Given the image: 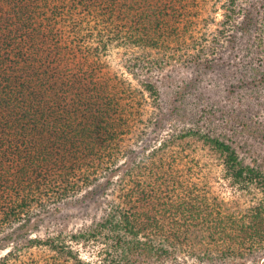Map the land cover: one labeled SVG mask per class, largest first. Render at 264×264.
Here are the masks:
<instances>
[{"label": "trees", "instance_id": "16d2710c", "mask_svg": "<svg viewBox=\"0 0 264 264\" xmlns=\"http://www.w3.org/2000/svg\"><path fill=\"white\" fill-rule=\"evenodd\" d=\"M195 2L0 0V264L65 260L23 259L22 254L35 246L49 247L61 257L67 255V260L80 259L60 237L41 239L36 233L44 224L45 229L50 227V213L59 212V205L82 206L86 198L103 207L99 223L115 234V247L123 250L112 264H132L130 253L147 255L156 247L168 254L158 244L159 236L142 240L139 234L145 228L169 234L164 224L156 223L163 207L156 186L168 185L172 178H165L157 163L150 175L143 172L150 180L133 171L176 138L194 136L214 146L224 155L234 181L258 184L264 197V0H225L218 30L205 31L189 43L182 36L190 25L179 27L174 19L185 20V4L192 6L189 17L197 16ZM115 46L146 48L150 55L158 50L161 57L146 55L127 65L135 85L116 73L101 74L103 56ZM167 52L178 53L182 60L167 75L168 82L160 79L159 71L168 64ZM181 70L195 79L178 84L172 75ZM164 86L168 99L163 97ZM211 90L236 101L231 113L238 120L234 129L220 123L218 104L205 96ZM145 93L158 112L143 121L140 107ZM192 97L201 107L188 122L183 112ZM184 121L178 130V122ZM173 123L169 137L159 140V146L154 144L157 134ZM135 131L137 137L130 141L128 135ZM119 155L125 158L122 163L119 157L113 159ZM117 183L122 193L115 205L108 200V189ZM194 192L196 197H185L181 203L196 209L187 216L186 212L179 218L173 215L176 224L187 227L200 220V206L212 213L206 197ZM249 215L248 222L230 220L228 227L221 228L211 227L214 217L210 219L209 237L217 235L224 249L202 259L208 264H245L254 250L250 264L257 257L264 264V200ZM80 236L84 234L72 235Z\"/></svg>", "mask_w": 264, "mask_h": 264}, {"label": "rangeland", "instance_id": "374dc122", "mask_svg": "<svg viewBox=\"0 0 264 264\" xmlns=\"http://www.w3.org/2000/svg\"><path fill=\"white\" fill-rule=\"evenodd\" d=\"M196 1L197 2H195L193 6V13L194 15L197 14V16L190 18L187 11H190L192 6L185 4V20L180 21L175 18V23L173 22L179 27L190 25V31L188 34L185 38L182 36V38L187 42L189 41V43L190 38L201 36V34L205 31L213 33L218 30L220 27V21L224 17L223 3L225 0ZM170 41H175V39L171 38ZM172 44H175V42ZM83 49H85V47H82V50ZM148 51L150 50L138 46L112 47L108 53L103 56L104 66L100 72L102 75L105 73H108V75L116 73L119 76L129 79L135 85H138L129 73L127 65L131 66L135 60L137 61L138 57H145L146 55H149L150 58L161 57V53L158 50L153 51V55H150ZM167 51L170 50L167 49ZM164 55L168 64L165 66V69L159 70L160 79H162L163 76L168 82L170 79L167 78V75L171 74L174 68L179 67V63L182 60H180L181 57L176 52H167ZM157 74L159 75V72H157ZM175 75L178 84L182 83V81L186 78L187 81L189 79H195V75H188L184 70H181L180 73H174L172 76L174 77ZM167 90L168 87L164 86L163 97L167 95ZM145 96L146 99L140 107L141 112L139 111L143 117V121H146L147 119L149 120L150 117H154L158 112V108L152 98L149 97V94L145 93ZM205 96L212 102L215 100L218 104V111L223 113L221 115L219 112V119H221L220 123L227 128L229 127L234 129L233 127L237 125L236 122L238 120L237 118H233L231 113L232 107L235 106L236 101H233L232 98H228L226 93H223L222 91L219 92L218 90L207 91ZM166 99H168V95L166 96ZM199 107H201V103L195 100V97L190 98V100L186 102V110L183 112V116L188 120V122H190L193 118L194 110H199ZM185 123V121L181 123L178 122L179 126L177 129L179 130L181 126L185 125ZM143 126L145 125L143 124ZM235 128H238V126ZM173 129H175L174 123L172 126L168 125V127L163 129L162 132L157 134L158 140L154 144H158L159 146V140L169 137ZM137 134L138 133L136 131L129 134V140L133 141L136 139ZM140 148L141 145L138 149ZM263 152L264 151H262V153ZM120 156L121 155L116 156L113 159L115 160L119 157L118 159L122 163L125 161V158L123 157L120 159ZM155 163L161 164L163 171L166 173V175H164L165 178L167 176L172 178V181L169 182L168 185H165L164 183L162 185L157 184L156 186V189L158 190L157 196H161V203H163L161 212H157L158 222L156 223L158 225L164 224V226H162L169 231L167 232L169 234L163 236L161 232H156V228H145L140 232L139 238L144 240L147 239L149 235H157L159 238L156 237V239L160 242L158 244L163 245L169 253L166 254L165 252L160 251L158 247L154 248L152 253L147 255L142 254L139 256L137 254L133 255L130 253L128 256L129 261H131L132 264H208V262L203 260L202 257L207 255H219L221 254L222 249H224L221 239L219 238L217 240V235L213 238L209 237V228L210 224H212L210 219L214 217V223L211 227L218 225L219 228L223 227L221 226L223 224H226L228 227L231 223L230 220H237L239 222L242 219V221L246 220V222H248L251 208L264 200L258 184L254 183L252 185H246L243 183H236L233 176L227 173L224 155L214 146L200 138L194 136L183 139L176 138L174 141L169 142L168 146L161 149L156 155H149L144 163L136 165L133 174H138V177L141 179L150 180V176L147 175L151 174L150 169ZM145 170L147 171L146 176L143 174ZM100 173L101 169H99V171L97 170L95 176L100 175ZM119 176L120 174L117 175L114 180L119 179ZM153 178L155 177L153 176ZM104 180L105 179H101V181ZM195 189L199 190L202 197L203 195L206 197V203L210 205L212 215H209V212H207L206 209L203 210L200 206V210H202L201 215L199 216L200 220L190 222L192 225L188 224L187 227L176 224L172 218L173 215L177 214V218H179L182 216V213L186 212L187 216L191 210L196 209L191 208V205H182L181 203L185 200V197L190 196L191 199L192 197H196L198 192H194ZM83 192H85V190ZM108 193H110L108 200H113L116 205L119 200V195L122 193L121 184L117 183L113 185L108 189ZM136 196H138V193H135V197ZM98 198H102V196L100 195ZM85 200L86 201L82 206L69 204L59 205V212L50 213L53 221L50 227L45 229L47 225L44 224L40 231L41 233H36V235L41 237V239H46L49 235L60 237L59 240L66 242V244L69 245L68 248L73 249V251L79 255L80 259L84 261L83 263L80 262V259L67 260L65 258L68 257L67 255L61 257L59 252H55V250L46 246H35L28 251V254H22L23 259L30 260L31 262L35 261V259H50L52 262L55 258L61 260L65 259L62 264H112V260L116 261V258L118 259V256L122 255L121 251L123 250L120 247H115V234L111 232L107 226L101 227L99 223L100 216L103 214V207L100 209L94 200L87 198ZM144 200L145 202H149L147 199ZM193 202L199 204V201L197 200ZM214 203L217 204V210L213 208V205H215ZM202 204L205 206L204 203ZM183 206H187L188 209H184ZM210 231H212V228ZM196 232L198 233L197 236H195ZM75 233H82L84 236H80V238L75 239L72 237ZM180 234L181 236L186 235V237L178 239V237L175 236H180ZM168 235H170V237L166 240ZM159 239H161L162 242ZM254 247L255 246L248 248ZM5 253L6 251L1 252V254ZM250 254H252V258L245 264H250L252 263V260H255V251L252 250ZM258 259L259 257H257V262L255 264L262 263V260Z\"/></svg>", "mask_w": 264, "mask_h": 264}]
</instances>
